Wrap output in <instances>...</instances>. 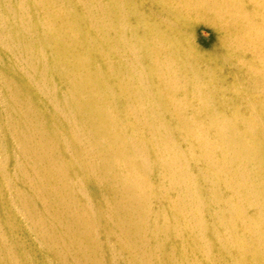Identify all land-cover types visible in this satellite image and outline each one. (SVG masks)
I'll return each mask as SVG.
<instances>
[{
    "label": "bare ground",
    "instance_id": "6f19581e",
    "mask_svg": "<svg viewBox=\"0 0 264 264\" xmlns=\"http://www.w3.org/2000/svg\"><path fill=\"white\" fill-rule=\"evenodd\" d=\"M262 8L264 0H0V176L10 175L0 181L9 212L0 213V264H32L15 235L51 249L48 221L82 234L56 244L58 264H102L107 234L129 254L111 264H260L264 120L219 105L221 66L202 58L221 60L222 50L230 78L248 66L264 80ZM188 21L211 22L214 46L185 44ZM212 245L219 251L207 253Z\"/></svg>",
    "mask_w": 264,
    "mask_h": 264
},
{
    "label": "rangeland",
    "instance_id": "374dc122",
    "mask_svg": "<svg viewBox=\"0 0 264 264\" xmlns=\"http://www.w3.org/2000/svg\"><path fill=\"white\" fill-rule=\"evenodd\" d=\"M251 0H238V2L241 3H246L249 5ZM148 6L151 5V10L153 12H159L162 13V9L159 6H154L152 2H147ZM238 7V6H236ZM262 12H264V8H262ZM262 12L260 11L259 14L262 15ZM191 21H188L190 23ZM264 27V24H263ZM213 31H212V25L211 22L208 21H202V22H191L189 25V29L184 35V43L188 42L190 45H197L198 47H213L214 42H213ZM218 57H220L218 61L213 60L212 58H207L204 57L202 58V61L206 65H210L211 67L218 68L216 65H220L221 69H217V71H220L219 75V82L221 84V89L222 92L218 93L217 96V103L219 105H230L232 109L234 110H243L246 109L248 110V113L250 116L243 115L244 119L247 120H253V117L256 118H261V120H264V80L258 78V75L253 73L255 71L250 70L248 66H245L243 69L239 70L238 72L236 71V74H240V79L238 81H235L234 79L229 77V74H234L235 69L232 67L229 68H222V57H228L227 55H224L222 53V50L218 51ZM226 59V58H225ZM227 62V61H225ZM214 65V66H213ZM214 69V68H213ZM212 69V70H213ZM203 71V70H202ZM6 72V68L4 66H0V73ZM216 73V71H213ZM261 71H258L260 73ZM256 87V89L254 88ZM189 93V92H188ZM187 93V94H188ZM192 94L189 93L188 97L191 98ZM198 97L195 96L192 100L194 101ZM261 99V100H259ZM196 109V108H195ZM215 114H222L225 112L224 109L221 108L219 110L218 108H215L213 110ZM253 116V117H252ZM211 122L206 121L205 125L210 126ZM210 127H213L212 125ZM209 127V128H210ZM248 127L251 129V132L257 133L258 128L255 125H248ZM71 148V147H69ZM89 153L88 152H82L79 156L74 154L73 152H67V156L69 155L70 157H75L74 159L78 157H82V159L85 158ZM258 160L264 164V152H260L257 154ZM7 160L6 155L2 152H0V164L5 163ZM76 173L79 174L81 172V169H75ZM10 175L9 173H4L0 176V181L5 180L6 178H9ZM84 183H89L88 179L84 180ZM148 191V189L146 190ZM8 194L5 193V197H7ZM11 194H9V198H11ZM8 201L6 199L0 200V213L3 215V218L5 219L8 215L9 212H6L7 209L5 206L7 205ZM1 215V216H2ZM71 211H67L66 216H70ZM27 216L25 214L20 213L16 217V221L24 225L27 221ZM2 221V218H1ZM99 224L100 221H98ZM2 229L9 230L10 225L9 224H3L2 223ZM73 227V223L69 225V228ZM56 228V223L55 221H48L46 222L45 229H49L48 232H53V238L51 241V246H53L51 249L48 250H41L39 246V240L36 239L34 240L33 236H30L27 240H21L22 236H12L10 238V242L14 245H19L18 247V254L21 257V254L23 255V261L25 262H31L32 264H58L57 261L60 256V246H56V244L62 240H65L67 238L70 239H77L82 236L81 233H75V234H68L66 232L60 231V232H55ZM10 236V235H9ZM107 238V240H106ZM37 241V242H36ZM103 244L109 248V249H104V251L100 254L99 260L101 261L102 264H111L112 262H118V261H123L127 257H129L127 252H122L119 253L118 249H120L121 244L120 242L112 236V234H107V237H104ZM34 246V247H33ZM105 247V248H106ZM37 248L36 250L32 251L30 254H27L26 251L29 249ZM209 250L207 253L214 254L212 252H218L219 247L217 245H212L209 247ZM257 254L260 253H255V258L254 260L256 262H260V264H263L264 262V254L258 256ZM235 255V252H234ZM238 255V254H237ZM243 264L245 261V257L242 256H236ZM244 260V261H243ZM247 260V258H246ZM127 261H124L123 264ZM246 262V261H245ZM250 260L247 262L250 264Z\"/></svg>",
    "mask_w": 264,
    "mask_h": 264
}]
</instances>
